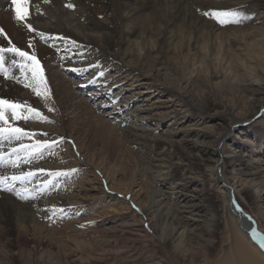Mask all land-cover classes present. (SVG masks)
I'll use <instances>...</instances> for the list:
<instances>
[{"label": "bare ground", "instance_id": "6f19581e", "mask_svg": "<svg viewBox=\"0 0 264 264\" xmlns=\"http://www.w3.org/2000/svg\"><path fill=\"white\" fill-rule=\"evenodd\" d=\"M68 3L73 4L74 8L66 7ZM0 7L7 10L3 18L1 15L2 24H0V29H3L7 39H5V35H0V46L9 47L8 39H10L12 44L21 50L30 54L36 53L50 90V102L46 106L42 98L37 97L30 88L24 86L27 83L24 76L30 75V73H22L17 66L12 64L13 59L18 62L20 60L13 53L4 54L6 61L4 68L7 70L8 77L6 78L5 74L0 72V98L21 104L27 102L42 114L49 107L56 110L57 113L63 114L65 118L58 121L60 129H52L54 130L51 132L52 138L63 136L64 132L61 130L74 131V140L78 148L76 145L74 146L78 149L76 152L85 166L94 165L93 160L97 158L98 165L96 167L103 168L102 171H104L106 164L110 165V169L118 167L120 165L118 159H122L121 135L130 138L131 144L135 143L150 147L151 151L154 152L151 161H154V166L158 167L156 171L159 176L163 177V180L173 179L180 169L178 167L181 166V162L171 163V160L181 161L184 156L182 152L174 149L173 146L186 142L184 136L188 135L190 128L183 131L179 140H168L164 134L159 137H149L145 129H142L138 124L133 126L126 121L124 127H121L120 124L113 125V123L104 119L102 115H96L95 110H92L89 103L84 99L79 98L78 102L77 100L73 102L74 95L78 96V91L73 88L74 81L71 82L66 75L59 72L57 66L60 65L65 70L77 69L71 65L76 60V56L81 55V61L91 59L93 65L107 62L108 68L99 70L91 80L89 79L90 84L96 86L111 78V75L103 77L98 73H105L110 68H115L113 65H116L118 69L123 68L125 73L123 76H117V84L114 82L115 86L113 87L123 85L131 79L134 83L133 86H136V83L144 84L139 82V77L148 80L150 82L148 84L153 83L166 64L179 65L182 68V71L180 70L182 73L183 70L186 72L188 68L191 69V62L193 63L198 59L201 65L199 64L195 68L200 71L205 70L204 72L209 70V74L213 79L212 84H214L217 93L215 97H219L220 91L223 89L221 85L233 69V71L235 69L241 70L237 77H240L244 83H238L241 84L239 92L242 91L243 98H246V105L252 116L257 111L252 112L256 102L264 96V0H48L47 3L44 0H27L25 7H27L30 16L26 18L25 22L31 24L35 29L32 33H27L24 29H27L25 22H18L14 18L11 0H0ZM227 9L238 10L244 18V22L221 26L214 19L202 14L209 10ZM115 12L117 16H114ZM114 19H117V21H114ZM40 33H43V36ZM71 41L76 43L73 44ZM26 42H31L32 47L26 46ZM86 55L91 57L87 58ZM203 63H206L204 68H202ZM191 70H194V67ZM171 71L174 72V70ZM82 72L79 71V74ZM93 80L94 82H92ZM238 81L240 82V80ZM185 97V94L184 96L181 95L180 100H184ZM215 97L211 103L216 107L214 113L223 116L227 113V108ZM130 104L132 103L127 101L123 106ZM197 105L196 102L195 104L186 105L182 101L181 108L171 111L168 115L174 118L180 115L182 109L193 115ZM132 107L138 108L139 111L145 110L141 109L139 105H134V102ZM260 107L262 105H259L258 108ZM6 116L14 126L35 134L51 129L34 118L31 119L33 123H27L24 119L12 121L10 112H7ZM119 120L122 121L123 119ZM87 123L91 126L88 132L82 128ZM197 131L202 132V129ZM255 132L257 138L259 137V141H262L261 139H264V128L256 127ZM226 133L227 131L216 134L211 133L215 138V144H212L211 147L215 156L207 159L211 164H202L203 176L207 178L209 183L220 185L221 193L225 198V208L229 210L231 220L236 226L235 231L239 235L235 236V239L239 241L246 239L248 242L247 247H250L253 254L264 259V249L260 247L259 239H253L251 234L252 223L262 235L264 233L255 217L249 213L252 211L249 210L251 208H257L259 211L264 212V164L260 158L253 159L255 169L252 172L249 171V173L244 171L245 173L242 174L250 177L249 181H246V189L243 188L244 194L237 190L228 181L227 174L222 171L224 166L229 164L235 157V154L227 152L222 144L227 136ZM66 137L73 138L70 135H66ZM48 139L33 136L31 138L23 137L20 141L14 139L9 141L0 138V152L4 154L5 160H9L15 158L10 150L12 148L18 149L21 143L27 145L35 140ZM135 144L134 147H136ZM131 151L136 155L141 152L136 153L137 151L133 149ZM17 154L22 158L24 156L23 152ZM187 156L191 157L190 154H187ZM59 160L56 154H50L40 159L37 165L34 163H21L19 167L14 168L10 163L0 164V176H11L28 171L40 173L36 170L45 169L46 171L43 174H46V176L40 178L37 182L39 188H43L45 182L49 179L52 180V183L48 186L55 187V178L49 177L48 171L69 170V168L58 167L60 165ZM189 169L192 171V168ZM219 170L220 176L218 174ZM111 177L116 179L114 175ZM70 178L65 177L66 189L69 191L68 195L58 192L45 198L29 201L6 196L4 192L0 193V224L3 225L0 232L14 236L13 242L6 241L11 248L14 247V251L10 256L4 255L8 264H15L16 258L21 257L22 248L31 246L33 247L32 252L39 254L42 245L49 243L43 234L44 225L38 227L40 222L37 221L39 218L42 220L44 214L50 208L56 210L64 206V208L86 206L87 199L77 196L73 192L74 190L72 191V186L69 183ZM255 179H258V181H254ZM157 190L151 193V197L154 198L152 203L155 202L152 206L165 205L171 208L177 228H181V233H185V235L193 233V228H190L187 218L178 215L184 211L179 210V208L195 207V210L199 211L200 209L205 210L214 207L208 193L203 195V204L199 208L195 204L186 205L187 199L184 194H181V202L185 205H179V201L170 203V200L168 201L165 196L166 193ZM55 248L59 249V247ZM44 253L46 252L44 251ZM259 262L255 264H261Z\"/></svg>", "mask_w": 264, "mask_h": 264}, {"label": "rangeland", "instance_id": "374dc122", "mask_svg": "<svg viewBox=\"0 0 264 264\" xmlns=\"http://www.w3.org/2000/svg\"><path fill=\"white\" fill-rule=\"evenodd\" d=\"M0 11L2 12V14L0 12L1 22V15L3 18L7 10L0 7ZM114 16H117L116 12ZM24 29L27 33L33 32L28 28ZM28 45L29 43L26 42V46ZM80 57L81 55L76 56V60L71 65L77 70L85 69L81 74L79 71L65 70L62 66H57L59 72L66 75L71 82L74 81L73 88L78 91V96L74 95L73 102L76 100L78 102L79 98L84 99L92 110H95L96 115H102L113 125L120 124L124 127L127 122L133 126L138 124L145 129L149 137H159L164 134L168 140H179L183 131L190 128L188 135H183L186 142L173 146L184 156L181 161L172 159L171 163L181 162V166L178 167L180 169L173 179L163 180L156 171L158 167L154 166V161H151L154 156L151 148L135 143L136 147H134L130 138H125L119 133L118 135L122 138L120 142L122 159H118L120 161L118 167L110 169V165L106 164L102 171L103 168L96 167L97 158L93 160L94 165L85 166L76 152L78 145L74 140V131L61 130L64 132L63 136L52 138L51 132L54 131L52 129H60L58 121L65 118L64 115L57 113L56 110L43 112L48 120L41 123L51 129L36 133L34 137L57 141L52 149L43 150V158L54 152L60 159L58 167L77 169L71 176L66 177H71L69 183L72 191L74 190L77 196L87 201L86 206L74 208H64V206L56 210L50 208L42 220L39 218L37 221L40 222L38 227L44 225L43 234L49 243L42 245L39 254L32 252L31 246L22 248L21 257L16 258L15 264H255L259 261L264 264V259L257 257L250 247H247L246 239L240 241L235 239V236L239 235L235 231L236 226L231 220L229 210L225 208V198L221 193L220 185L209 183L203 176L202 170V164H211L207 159L215 156L211 149L212 144H215L212 134L224 131H227V136L222 144L226 151L235 154V157L224 166L222 171L227 174L228 181L237 190L244 194L243 188L246 189V183L250 177L242 174L255 169L253 159L260 158L264 164V139L259 141L255 132L256 127L264 128V96L256 102L252 112L257 111L252 116L246 105V98H243L242 91L239 92L241 84L238 83H244L240 77H237L241 70L233 71V69L229 72L230 75L228 74L226 81L221 85L223 89L220 87L222 91L219 97H215L217 93L209 70L204 72L203 69L200 71L195 68L200 64L198 59L190 64L194 70H191L192 68H188L186 72L183 70L182 73H186L185 75H182V68L179 65L166 64L151 84H148L150 83L148 80L139 77V82L144 84L135 82L136 86H133L131 79L123 85L113 87L114 82L117 84L116 79L125 74L123 68L118 69L116 65H113L115 68H110L103 75V77L111 75V78L96 86L90 84V80L99 70L108 68L107 62L99 64L98 67H90L93 65L92 60L81 61ZM88 57L91 56L88 55ZM204 66L206 63L202 64V68ZM81 89L84 91L82 92ZM184 94L186 97L182 101L186 105L195 104V102L198 105L195 106L193 115L182 109L180 115L172 118L168 114L181 108L180 96ZM214 97L226 106L225 115L220 116L214 113L216 107L211 105ZM127 101L132 104L134 102V105H139L145 110L139 111L138 108L132 107V104L124 107L123 104ZM259 105L262 107L258 108ZM22 114L27 115L26 112ZM31 119L26 120L27 123H31ZM90 127L87 123L82 128L88 132ZM199 129H202V132L197 131ZM66 135L73 138H68ZM170 148L173 150L172 147ZM131 149L137 151L136 153L141 152L136 155ZM39 160H33L34 162L30 164L37 165ZM189 168H192V171ZM218 172L220 176V170ZM113 175L116 179H112ZM45 176L46 174L35 173L30 181L24 183L16 181L15 188L26 186L30 190L35 189L36 195L28 199L29 201L45 198L58 192L68 195L65 177H55V187L47 186L46 189L50 190L39 191L37 182ZM157 189L166 193L165 196L170 203L179 201V205H185L181 202V194H184L187 199L186 205L195 204L199 208L203 204V195L208 193L214 207L199 211L195 210V207L179 208L184 211L178 215L187 218L190 228H193V233L185 235L181 233V228H177L171 208L165 205L152 206L155 202L152 203L154 198L151 197V193L158 191ZM1 192H4L6 196L19 199L14 192L0 190ZM60 209L64 211L60 212ZM249 210L253 211L249 213L255 217L264 233V212L257 208ZM0 228H3L2 224ZM5 234L0 232V264H8L4 255L10 256L14 251V247L11 248L6 242H13L14 236Z\"/></svg>", "mask_w": 264, "mask_h": 264}, {"label": "snow or ice", "instance_id": "6c2138e0", "mask_svg": "<svg viewBox=\"0 0 264 264\" xmlns=\"http://www.w3.org/2000/svg\"><path fill=\"white\" fill-rule=\"evenodd\" d=\"M45 3L48 0H44ZM13 5L14 18L18 22H25L26 18L30 16V13L25 7L27 4V0H11ZM68 8H74V5L68 3L66 5ZM206 17H210L214 19L221 26L229 25V24H241L244 22V18L241 16L240 12L236 9H227V10H209L202 13ZM25 27L28 28L29 31H35L31 24L25 22ZM0 35H5V39H7L6 34H4L3 29H0ZM43 36V33H40ZM71 43L75 44V41H71ZM9 47L0 46V72H3L8 77L7 70L4 68L5 64V53H13L15 57L20 58L19 62L16 59L12 60V64L17 66L22 73H30V75H25L24 78L27 81L25 83V87L30 88L37 97L43 99L44 104L47 106L48 101L50 99V90L47 86L46 77L44 75L43 67L41 65L40 60L37 58L35 52L29 53L27 51H23L20 48L16 47L12 44L11 40L8 39ZM32 47L31 42L29 43V48ZM90 67H98V65H90ZM73 71H84L83 69L77 70L73 69ZM98 75L103 76L104 73L100 72ZM19 80V78H17ZM94 82V80L92 81ZM118 99V98H117ZM115 103V101H113ZM49 111H53L54 109L49 107ZM11 113V120H28L30 118H34L39 121H47L48 118L44 116L38 109L31 107L27 102L23 104L11 101L5 98H0V138L20 141L23 137H33L35 133L29 132L21 127L14 126L6 116V113ZM26 112L27 115H23L22 113ZM45 135H47L45 133ZM63 139V138H61ZM57 141H49V140H35L31 144H23L19 145V148H12L10 151L15 156V158L5 160L4 154L0 152V164H11L12 167L17 168L21 163L29 164L33 160H38L43 158V150L44 149H52ZM18 152H23V158L18 155ZM50 154H55L54 152ZM41 174H43L45 169H37ZM77 169H69L66 171H48L49 177H66L71 176L75 173ZM35 175V171L28 172H20L19 174H14L11 176H0V190L14 192L17 198L22 200H28L30 198H34L36 195L35 189H28L26 187L23 188H15V182L20 181L21 183L30 181L31 178ZM52 183V180L49 179L45 182L44 187L40 188L39 191H44L49 184ZM63 212V209L59 210ZM250 219V218H249ZM83 227V225H81ZM253 239H259L260 247L264 249V235H260L253 229L252 232Z\"/></svg>", "mask_w": 264, "mask_h": 264}, {"label": "water", "instance_id": "95a60500", "mask_svg": "<svg viewBox=\"0 0 264 264\" xmlns=\"http://www.w3.org/2000/svg\"><path fill=\"white\" fill-rule=\"evenodd\" d=\"M246 218H247V216H246ZM253 229H255L257 233H259L260 235H262V234L257 230L256 226L252 223L251 232H253ZM251 234H252V233H251Z\"/></svg>", "mask_w": 264, "mask_h": 264}]
</instances>
